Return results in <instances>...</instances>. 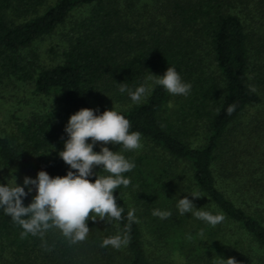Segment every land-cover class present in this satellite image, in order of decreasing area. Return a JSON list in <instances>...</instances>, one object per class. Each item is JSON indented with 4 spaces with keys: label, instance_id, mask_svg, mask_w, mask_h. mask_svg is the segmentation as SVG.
<instances>
[{
    "label": "trees",
    "instance_id": "1",
    "mask_svg": "<svg viewBox=\"0 0 264 264\" xmlns=\"http://www.w3.org/2000/svg\"><path fill=\"white\" fill-rule=\"evenodd\" d=\"M54 34L47 60L37 45ZM168 67L191 84L188 96L148 79ZM121 83L152 90L133 104ZM11 91L23 93L26 109L2 112L0 184L23 186L39 171L65 176L58 153L81 108L100 115L114 105L144 144L120 149L136 165L124 173L129 186L114 192L121 221L89 219L86 240L70 244L57 229L21 238L0 209V264H264V208L249 211L224 187L236 186L247 204L264 194V0H0V111ZM193 191L203 196H188L196 208L222 223L179 214V199ZM129 211L138 221L130 227ZM118 234L127 246L101 247Z\"/></svg>",
    "mask_w": 264,
    "mask_h": 264
},
{
    "label": "clouds",
    "instance_id": "2",
    "mask_svg": "<svg viewBox=\"0 0 264 264\" xmlns=\"http://www.w3.org/2000/svg\"><path fill=\"white\" fill-rule=\"evenodd\" d=\"M148 79L170 95L186 97L191 91V84L184 82L172 67H168L162 76L151 73ZM120 85V91H127L133 104L141 103L152 90L147 84L135 90H129L124 83ZM234 110L235 105H230L227 113L230 115ZM130 129L131 122L116 111L114 105L112 110H105L100 115L91 108H81L68 119L64 129L68 138L64 141V150L58 153L71 169L65 176L53 178L46 171H39L36 179L25 177L23 186L18 185L16 180L14 184H0V209L23 229L21 238L29 234L43 238L47 231L57 229L70 244H76L86 240L90 231L87 226L89 219L108 223L121 221L123 208L118 205L114 192L121 186H129L130 180L125 178L124 173L132 171L136 165L120 149L138 151L143 147L141 134ZM98 142L119 145V150L114 152L102 146L96 152L93 149ZM95 167H100L101 172L95 174ZM102 172L107 175H101ZM93 175H96L94 182L89 179ZM33 187L36 194L25 206L23 199L33 191ZM188 196L203 197L193 191L180 198L177 203L180 215L190 213L212 227L223 222V215L196 208ZM153 215L167 219L171 212L154 210ZM127 220L129 227L132 222H138L133 211L128 212ZM128 243L127 235L118 234L105 238L101 247L120 250ZM221 264H237V261L235 258H221Z\"/></svg>",
    "mask_w": 264,
    "mask_h": 264
},
{
    "label": "rangeland",
    "instance_id": "3",
    "mask_svg": "<svg viewBox=\"0 0 264 264\" xmlns=\"http://www.w3.org/2000/svg\"><path fill=\"white\" fill-rule=\"evenodd\" d=\"M59 34H54L53 36H48L45 37V39H42L38 43V48H39V53L41 54L42 58H46L47 60L50 58L51 53L49 52V47L57 42L59 39ZM23 93H18V92H10L7 96L6 103L3 104V109L0 111V119L3 118V113L4 111H7L9 109H26L25 106L22 105L24 103L21 98H22ZM21 100V102H19ZM28 108V107H27ZM3 112V113H2ZM247 118V117H245ZM199 130V129H198ZM142 145L144 144L143 141H141ZM100 146H103L100 143ZM143 147L140 149L142 151ZM145 149H147V146H145ZM225 188H226V193L233 198V200H236V202L244 207H246L249 211H254L258 210L261 211L260 209L264 208V194L262 196H259L258 201H255L253 204H247V201L243 200L245 198L246 194H239L236 191V186L232 185L231 183H224ZM248 198V197H247ZM251 203V201H249ZM250 205V207H248ZM264 211V210H263ZM257 212V211H256Z\"/></svg>",
    "mask_w": 264,
    "mask_h": 264
}]
</instances>
